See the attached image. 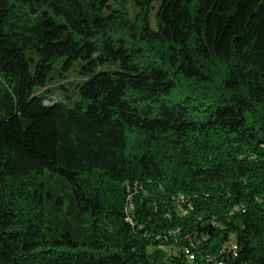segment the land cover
<instances>
[{
	"label": "trees",
	"instance_id": "16d2710c",
	"mask_svg": "<svg viewBox=\"0 0 264 264\" xmlns=\"http://www.w3.org/2000/svg\"><path fill=\"white\" fill-rule=\"evenodd\" d=\"M0 264H264V0H0Z\"/></svg>",
	"mask_w": 264,
	"mask_h": 264
},
{
	"label": "rangeland",
	"instance_id": "374dc122",
	"mask_svg": "<svg viewBox=\"0 0 264 264\" xmlns=\"http://www.w3.org/2000/svg\"><path fill=\"white\" fill-rule=\"evenodd\" d=\"M151 23H152V26L154 27L153 21ZM74 70H72V71H74ZM72 71L69 72V73H65L66 76L68 77L67 79L74 80V79H76L79 76V75L78 76L76 75V73H77L76 71H74V72H72ZM67 86L70 87L69 85H67ZM66 94L67 93L63 89H61L60 91L57 92V94H56L54 99L62 100L63 98H65Z\"/></svg>",
	"mask_w": 264,
	"mask_h": 264
},
{
	"label": "built area",
	"instance_id": "2783aa9c",
	"mask_svg": "<svg viewBox=\"0 0 264 264\" xmlns=\"http://www.w3.org/2000/svg\"><path fill=\"white\" fill-rule=\"evenodd\" d=\"M191 259H193V257Z\"/></svg>",
	"mask_w": 264,
	"mask_h": 264
}]
</instances>
